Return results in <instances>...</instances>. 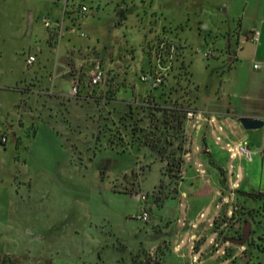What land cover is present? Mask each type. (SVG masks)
<instances>
[{
  "label": "rangeland",
  "instance_id": "374dc122",
  "mask_svg": "<svg viewBox=\"0 0 264 264\" xmlns=\"http://www.w3.org/2000/svg\"><path fill=\"white\" fill-rule=\"evenodd\" d=\"M23 2L9 0V5L20 12ZM126 2L130 14L123 26H113L117 0L81 3L88 10L85 15L77 12L82 28L75 44L83 49L75 58L78 63L84 58L101 61L86 67L81 91L86 98L79 105L69 99L72 82L58 75L59 55L47 47L41 54V45H34L38 61L29 72L40 76L34 86H20L21 109L32 117H27L18 141L10 139L0 148V162L6 161L0 164V254H9L6 264H136L133 254L142 255L139 264H264V201L234 209L243 204L241 191L261 188L263 167L239 154L249 144L241 124L213 114L219 104L227 107L229 92H243L237 83L246 65L240 73L229 72L226 64L206 58L209 52L216 57L221 45H227L221 54L232 53L227 33L238 28L254 1ZM145 2V11L152 5L158 12V26L156 18L144 17ZM4 18L2 29L18 27L16 20L10 26ZM157 27L177 45L158 36ZM164 44L169 52L162 49ZM23 56L17 61L20 70ZM161 68L167 70V95L184 97L197 110L187 123L191 151L178 186L166 175V163L145 148L127 153L139 154V161L124 176L131 155L112 151L103 137L106 126L120 123L130 107L140 113L131 119L130 124H137L145 100L156 95L143 76ZM98 69L104 79L94 88L91 81ZM216 94L224 99H207ZM206 134L212 147L226 151L224 187L221 174L213 179L207 170L213 167L201 152ZM13 158L18 159L17 173L11 172ZM194 171L209 178L207 186L196 184ZM143 209L149 213L147 222L137 218Z\"/></svg>",
  "mask_w": 264,
  "mask_h": 264
},
{
  "label": "crops",
  "instance_id": "0c3cea01",
  "mask_svg": "<svg viewBox=\"0 0 264 264\" xmlns=\"http://www.w3.org/2000/svg\"><path fill=\"white\" fill-rule=\"evenodd\" d=\"M21 1H24V10L15 12L11 5H9V0H0V18L5 17L6 24L11 21V23H9L10 26L18 22V27L16 29L14 27V30H6L5 26H3L4 29H2L0 24V39L2 40V42H0V148H5L10 139H12L13 142L20 139L21 129L26 125L27 117L31 116V114L23 112L21 109V102L24 94H22L20 86L24 83H30L32 86L40 76L38 72H29L31 66H27V59L30 56L36 58L35 63L38 61V55L34 53L36 52L34 45H41L39 48L41 54H43V47H47L53 56H56V54L57 56L59 55V60L55 61V67L58 70L59 77L71 81L72 86L74 82L77 81L78 84H81V86L79 85L81 91L84 87H82V84L85 83L84 71H87L86 67L96 63L97 60H100L98 58H84L83 62L78 63L75 58L76 54L82 52L83 49L82 46L77 47L75 44L78 40L75 41V38L78 37V35H81L79 34V30H81L82 25L79 22L80 15L78 13L83 7H86L85 4H81L83 3V0ZM253 1V6L249 8L247 16L244 15L238 28L227 33L228 42L231 44L230 46L233 48V43H236V49H233L235 59H231L228 55L220 53L222 50L226 49L227 45L216 47V50H218V55L216 57L212 52H209L210 55L206 56L208 60L212 59V61L217 63L226 64L229 72H234L239 69L240 73L243 65H246L242 68L243 76L239 77L237 83V85L241 84L244 87L243 92L241 90L235 94L233 91L229 92L227 94V107L223 108L221 107L222 104H219L220 109H218L217 112H210V114L218 113L227 119L238 122L243 117L264 120V0ZM10 2H13V0H10ZM99 2L102 3V0H99ZM248 4L249 3H247V5ZM143 6L144 17L147 19L149 16L156 18V25L158 26V12L152 9V5L151 7H148L147 11H145L146 2ZM162 8L163 6L160 9ZM129 12L130 10L126 0H117L115 8L116 21L113 26H123L128 20ZM94 15L95 14L93 13L92 16ZM14 20L17 22H14ZM245 21H251L253 26L250 25L249 27ZM150 23L151 25L154 24L153 19H151ZM73 28H76V33L72 32ZM165 29L167 30L166 27ZM151 31L155 32L154 30ZM255 33H260L257 42L254 40ZM156 34L163 37L158 27L156 28ZM163 34L165 35L163 38L167 39L168 43L174 46L177 45L175 40L171 39L168 35L166 36V31L163 32ZM66 38L68 39V43L65 44L64 42ZM6 41L9 42L6 43ZM22 43L27 46L21 47ZM154 46V43L149 45L150 52L151 48ZM26 49H28L29 52L26 51ZM88 49L90 50V48ZM63 50L64 55H61ZM22 54L25 58V65L24 68L20 70L17 61L20 60ZM60 55L62 57H60ZM256 66H258V68H255ZM245 67H248V69H245ZM26 68L28 70H26ZM54 88L56 89V87ZM29 92L31 95H36L37 93L33 92V90ZM84 94L81 93V98L79 99L74 97L69 99L74 100L76 105H79L80 102L86 98ZM65 98H67V96H65ZM92 99V97L89 98V100ZM207 99L219 102L221 97L216 94ZM223 99L224 98L222 97L221 100ZM246 132L249 139L247 148L252 152V164L257 163L263 167V170H261L260 173V178L262 180L261 188L259 190L252 189L249 191L264 193V127L259 130ZM211 144V137H209V134H206L203 139L204 146L201 149V152L209 160V165L213 167L211 170L207 169L210 176L213 179H216L220 174L222 176V172H224L221 165L223 166L222 161L226 158V151L216 144L215 147H212ZM216 146L218 147L217 150ZM126 155L131 156L129 159V167L125 169L124 176L134 170L135 164L139 161V154L132 152ZM17 160V158H13V162H11V168L13 169L11 170L12 173H17ZM1 163L6 164V161H1L0 164ZM13 163H15V165ZM192 164L193 165L190 164V166L194 169V163ZM192 178L197 181L196 184H200L201 182L200 185H208L209 178L198 174L197 171L192 173ZM223 180H225L224 176H222L219 181L221 187L223 186ZM0 255L9 256V254Z\"/></svg>",
  "mask_w": 264,
  "mask_h": 264
},
{
  "label": "trees",
  "instance_id": "16d2710c",
  "mask_svg": "<svg viewBox=\"0 0 264 264\" xmlns=\"http://www.w3.org/2000/svg\"><path fill=\"white\" fill-rule=\"evenodd\" d=\"M161 47L163 49L165 44ZM164 51L169 52L166 50V47ZM181 66V70H183L184 63ZM166 81L165 76L162 85L159 88H153L152 93L158 95L157 97L156 95L149 96L145 100L142 105L143 108L140 111L143 113V116L137 120V124H130L131 119L136 115H140V113H134L129 106L128 113L121 118V120L119 119L120 123L113 122L111 126H106V133L103 137H106L107 141L105 146L119 155H125L133 149H149L159 157L163 163H166V175L178 186L183 182L186 158L191 151L187 134V123L190 120L188 114L192 112L196 115L197 110L193 108L190 101L184 97L172 98L168 96L165 88ZM79 85L81 86V84ZM91 85L92 87L94 86L92 81ZM99 85L94 86V88ZM78 91V95L75 97L76 99L81 98L80 87ZM107 95L108 98L112 96L111 93ZM93 100L97 99L94 98ZM96 139L100 144L101 134L98 135ZM222 176L225 177L224 172H222ZM225 181L226 179L223 180L222 183L225 184ZM154 195L155 194H153L152 197H154ZM240 195L243 204H241V206L235 204L234 209H238V207L244 209L250 207L249 204L253 202L264 201V193L261 192L241 191ZM260 208L263 209V207ZM233 211L230 218L234 215ZM215 225L217 226V222H215ZM216 229L218 230V228ZM220 234L222 235V232H220ZM141 256L140 254H133L132 261L139 264ZM2 264H6V261H3Z\"/></svg>",
  "mask_w": 264,
  "mask_h": 264
},
{
  "label": "built area",
  "instance_id": "2783aa9c",
  "mask_svg": "<svg viewBox=\"0 0 264 264\" xmlns=\"http://www.w3.org/2000/svg\"><path fill=\"white\" fill-rule=\"evenodd\" d=\"M87 10L88 9L86 7H83L82 10L80 11V13L85 15ZM72 32L76 33L77 32L76 28H73ZM82 36H84V34H82ZM254 36H255L254 40L257 42L259 40L260 33H255ZM209 55H210L209 53L206 54V56H209ZM35 61H36V58L34 56H30L27 59V66H29V67L32 66L35 63ZM255 68H258V66H256ZM166 71H167L166 69L161 68L160 71H158V72L146 74L143 76V81L150 84L154 88H158L163 83V78L165 77ZM103 79H104V74L100 69H98L92 78V84L94 86L99 85L100 83H102ZM78 90H79V84L77 81H75L73 86H72V92H71L70 96L75 98L78 95V92H79ZM194 117H195L194 113L190 112L188 114L189 119H193ZM239 154L247 157L249 160L252 159V152L247 147L241 148L239 150ZM141 199H142V201H146L145 196H142ZM137 218L141 221L147 222L149 219V213L145 209H143Z\"/></svg>",
  "mask_w": 264,
  "mask_h": 264
},
{
  "label": "water",
  "instance_id": "95a60500",
  "mask_svg": "<svg viewBox=\"0 0 264 264\" xmlns=\"http://www.w3.org/2000/svg\"><path fill=\"white\" fill-rule=\"evenodd\" d=\"M239 123L245 129V131H255L264 127V120L250 118V117L241 118Z\"/></svg>",
  "mask_w": 264,
  "mask_h": 264
},
{
  "label": "flooded vegetation",
  "instance_id": "af4514ba",
  "mask_svg": "<svg viewBox=\"0 0 264 264\" xmlns=\"http://www.w3.org/2000/svg\"><path fill=\"white\" fill-rule=\"evenodd\" d=\"M230 51H231L232 53H234V52H233V48H230ZM226 52L228 53V50H226ZM232 53H230V54L228 53V57H229V58H231V56H232L231 59H233V55H232ZM5 257H7V256H3V257H2L1 262L5 261ZM8 258H9V257H8ZM8 258H7V259H8Z\"/></svg>",
  "mask_w": 264,
  "mask_h": 264
}]
</instances>
